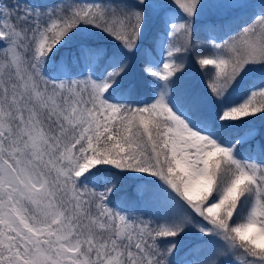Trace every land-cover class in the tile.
<instances>
[{"label": "snow or ice", "instance_id": "1", "mask_svg": "<svg viewBox=\"0 0 264 264\" xmlns=\"http://www.w3.org/2000/svg\"><path fill=\"white\" fill-rule=\"evenodd\" d=\"M256 121L264 0H0V264H264Z\"/></svg>", "mask_w": 264, "mask_h": 264}, {"label": "trees", "instance_id": "2", "mask_svg": "<svg viewBox=\"0 0 264 264\" xmlns=\"http://www.w3.org/2000/svg\"><path fill=\"white\" fill-rule=\"evenodd\" d=\"M206 20L207 19H205L204 21H206ZM203 32H204V30H199L200 35H202L203 39H205ZM204 51H208V49L205 48ZM193 64L196 68L195 76L197 79L195 80V83H198L203 88L202 91L207 94V89H206V84H205L207 76H206L205 72L201 71L199 66L194 63V61H193ZM210 71H211V69L209 68V73H210ZM131 78L133 79V81L135 83H137L139 85V91H140L141 96H144L146 94L148 85L141 78L139 64L133 68V71L131 73ZM188 88H190V86H188ZM211 100H212V98H211ZM212 106L215 107L213 100H212ZM262 124H264L263 121H256L257 127H260ZM135 183H136L135 177L127 178L123 181L122 190L120 193L117 194V196L115 198V204H120L123 208H125V210H129V211L133 212L134 214L146 215L147 213L145 212V210L147 208H149L150 206H145V202L143 200L137 198L133 194V185ZM185 237L187 238V236H185ZM185 237L182 238V242H184V246H181L180 253L178 255L179 260L182 259L183 255L188 253V249L193 245V242H194L193 238H192V242H190V243L188 242V244L185 245L186 244Z\"/></svg>", "mask_w": 264, "mask_h": 264}, {"label": "rangeland", "instance_id": "3", "mask_svg": "<svg viewBox=\"0 0 264 264\" xmlns=\"http://www.w3.org/2000/svg\"><path fill=\"white\" fill-rule=\"evenodd\" d=\"M205 19H208L207 16H203L201 17V20L204 21ZM244 19H247V16L246 15H241L239 20H234L233 21V26L237 23H240L242 20ZM199 30H204L203 26L198 24L197 26V31L199 32ZM199 39L201 41H204L202 35H199ZM206 48V47H205ZM138 65V64H137ZM136 65V66H137ZM195 73H196V68L193 64V60L191 57H189L188 59V66H187V69L185 71V74L184 76L182 77V83L184 84L185 87L188 88V86H190L189 89H192L193 91H195L196 93L198 94H201L203 96H205L206 100H207V106H208V109L209 110H212L214 109V106H212V100L210 97L207 96V94L205 92L202 91V87L198 84V83H195V80L197 79L196 76H195ZM129 79L131 80L132 78L129 77ZM234 95H239V91H237L236 93H234ZM144 96H141V98H143ZM264 122V121H263ZM136 184V183H135ZM135 184L133 185V192L135 191V194L138 195L137 193V189L135 187ZM115 205H119L121 206L120 204H115ZM114 205V206H115ZM145 206H150L149 209H150V212H158L159 211V205L158 204H155V203H145ZM122 207V206H121ZM147 214H150V213H147ZM186 239V242H192V237H191V234H189L187 236V238L185 237ZM182 246H184V242H182Z\"/></svg>", "mask_w": 264, "mask_h": 264}]
</instances>
